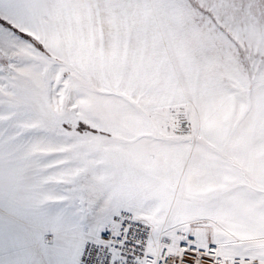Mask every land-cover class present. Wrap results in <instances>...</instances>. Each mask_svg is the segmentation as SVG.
I'll return each mask as SVG.
<instances>
[{
  "label": "snow or ice",
  "instance_id": "6c2138e0",
  "mask_svg": "<svg viewBox=\"0 0 264 264\" xmlns=\"http://www.w3.org/2000/svg\"><path fill=\"white\" fill-rule=\"evenodd\" d=\"M0 264H264V0H0Z\"/></svg>",
  "mask_w": 264,
  "mask_h": 264
}]
</instances>
